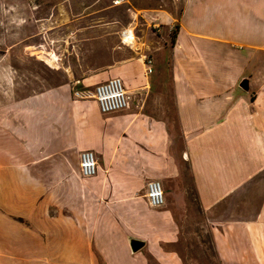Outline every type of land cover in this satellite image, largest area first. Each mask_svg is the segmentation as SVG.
<instances>
[{
    "label": "crops",
    "instance_id": "crops-1",
    "mask_svg": "<svg viewBox=\"0 0 264 264\" xmlns=\"http://www.w3.org/2000/svg\"><path fill=\"white\" fill-rule=\"evenodd\" d=\"M182 5L160 15L176 21L174 40L138 42L130 28L113 62L84 70L85 86L122 80L127 105L101 112L33 42L30 2L0 0V264H264V75L243 90V73L207 54L263 49L264 0ZM152 179L159 207L145 196Z\"/></svg>",
    "mask_w": 264,
    "mask_h": 264
},
{
    "label": "rangeland",
    "instance_id": "rangeland-1",
    "mask_svg": "<svg viewBox=\"0 0 264 264\" xmlns=\"http://www.w3.org/2000/svg\"><path fill=\"white\" fill-rule=\"evenodd\" d=\"M28 1L35 19L42 23L40 34L32 38L33 42L46 43L47 49H53L61 57L63 67L72 71L70 88L74 98L73 81L80 79L82 82L85 69L103 65L104 58L106 63L113 62L111 56L117 54L122 46V30L133 28L138 42H145L148 37L161 39L166 32L168 38H172L171 30L174 27L177 29L176 21L173 24L171 21L167 23L160 15L169 13L174 17L176 14L179 16L183 6V0ZM127 49L131 51L130 48ZM40 52L46 54L47 63L55 66V54L44 50ZM207 54L210 55L209 58L214 55L218 57L219 66L233 74L243 73L244 77L250 74L257 77L264 75V48L236 47L231 50L217 44L209 48ZM252 85L254 87V83ZM80 88L92 89L93 86L81 83ZM92 117L96 118V115ZM196 219L198 218L190 224L192 230L200 228ZM188 227L185 224L183 229L188 230Z\"/></svg>",
    "mask_w": 264,
    "mask_h": 264
},
{
    "label": "built area",
    "instance_id": "built-area-1",
    "mask_svg": "<svg viewBox=\"0 0 264 264\" xmlns=\"http://www.w3.org/2000/svg\"><path fill=\"white\" fill-rule=\"evenodd\" d=\"M131 34L130 30L124 29L121 31V39L124 41L126 35ZM125 42V41H124ZM143 61L148 65V71H151L149 66L152 63L151 57L144 55ZM81 80L73 81L74 96L79 99H94L96 100L101 112H109L124 108L127 105L126 90L120 77L113 76L107 80L96 84L91 88H80ZM80 172L82 176H93L97 171V160L92 150H83L80 152ZM145 196L149 204L153 207H159L164 203L163 187L159 180L152 179L146 184Z\"/></svg>",
    "mask_w": 264,
    "mask_h": 264
},
{
    "label": "water",
    "instance_id": "water-1",
    "mask_svg": "<svg viewBox=\"0 0 264 264\" xmlns=\"http://www.w3.org/2000/svg\"><path fill=\"white\" fill-rule=\"evenodd\" d=\"M243 90H250V80L249 78L246 76V77H242L239 81V84H238ZM143 245V242L142 241H139V240H135L133 239L131 241V247L132 249L135 251L137 249H139L141 246Z\"/></svg>",
    "mask_w": 264,
    "mask_h": 264
},
{
    "label": "trees",
    "instance_id": "trees-1",
    "mask_svg": "<svg viewBox=\"0 0 264 264\" xmlns=\"http://www.w3.org/2000/svg\"><path fill=\"white\" fill-rule=\"evenodd\" d=\"M176 31H177L176 27H174V28L171 30L172 40H174V38H175Z\"/></svg>",
    "mask_w": 264,
    "mask_h": 264
},
{
    "label": "bare ground",
    "instance_id": "bare-ground-1",
    "mask_svg": "<svg viewBox=\"0 0 264 264\" xmlns=\"http://www.w3.org/2000/svg\"><path fill=\"white\" fill-rule=\"evenodd\" d=\"M127 38L135 40V39L132 37V35H128ZM138 49H139V46H138V45H135V43H134V50H138Z\"/></svg>",
    "mask_w": 264,
    "mask_h": 264
}]
</instances>
